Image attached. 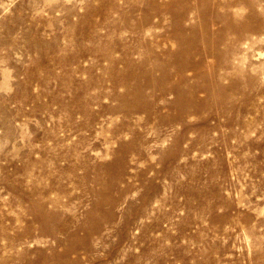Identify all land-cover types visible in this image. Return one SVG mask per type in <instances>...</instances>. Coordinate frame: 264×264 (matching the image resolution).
Segmentation results:
<instances>
[{"label": "rangeland", "instance_id": "1", "mask_svg": "<svg viewBox=\"0 0 264 264\" xmlns=\"http://www.w3.org/2000/svg\"><path fill=\"white\" fill-rule=\"evenodd\" d=\"M0 264H264V0H0Z\"/></svg>", "mask_w": 264, "mask_h": 264}]
</instances>
